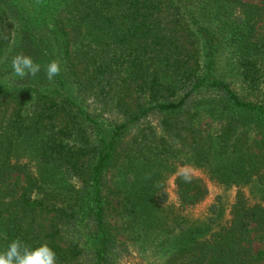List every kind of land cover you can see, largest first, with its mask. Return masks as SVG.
<instances>
[{
    "label": "trees",
    "instance_id": "trees-1",
    "mask_svg": "<svg viewBox=\"0 0 264 264\" xmlns=\"http://www.w3.org/2000/svg\"><path fill=\"white\" fill-rule=\"evenodd\" d=\"M63 1V11L51 12V24H45L41 20L49 16L29 17L21 1L0 0V252L19 238L33 248L46 243L57 264H118L125 251L107 225L102 192L121 135L151 114L163 116L167 131L177 134L185 125L191 130L204 108L220 129L208 131L201 143L194 138L189 150L219 184L236 192L226 207L216 195L205 220L180 222L184 229L172 259L264 264V27L256 30L264 5ZM75 34L84 47L77 45L76 55ZM220 47L245 95L212 75ZM18 53L41 66L35 76L13 74L11 60ZM53 59L61 72L49 81L46 66ZM64 73L76 82V93L62 91ZM239 128L259 138L243 143L233 136ZM53 169L69 173L77 186L56 183ZM258 183L262 196L251 201L252 189L249 196L244 187ZM174 184L182 207L199 205L207 193L197 177H176ZM140 192V209L133 206L148 215L156 206L154 190ZM254 240L261 245L257 250Z\"/></svg>",
    "mask_w": 264,
    "mask_h": 264
},
{
    "label": "rangeland",
    "instance_id": "rangeland-1",
    "mask_svg": "<svg viewBox=\"0 0 264 264\" xmlns=\"http://www.w3.org/2000/svg\"><path fill=\"white\" fill-rule=\"evenodd\" d=\"M15 1L25 4L29 17L33 12L39 15L40 19L49 16V19L44 22L41 20V23L45 24H51V12L58 15L64 7L63 0ZM240 2L247 5H264V0H240ZM53 7L55 10H52ZM259 20L256 23V30L264 27V12ZM75 35H71L73 40L71 52L76 55L78 54L77 45L82 49L84 47L80 45V42L74 41L79 38L82 40L81 35ZM223 47L219 48L216 55L212 75L225 80L239 95H245L246 89L241 85L239 73L231 64ZM80 53L82 57L85 56L82 50ZM78 57L79 55H77V60ZM82 62L79 60L77 64H81L82 67ZM78 68L81 73L82 70L79 66ZM63 78L65 83L62 91L76 93V82L74 84L70 76L65 73ZM132 101H134V94L126 98L127 104H131ZM27 106H29L28 103L25 107ZM200 111L198 115H195L191 130L185 125L186 128H179L177 134L169 128L167 131L163 129L161 123L163 116L151 114L138 125L128 127L121 135L115 157L105 172L102 192L107 225L118 248H123L125 251L118 264H181L180 260L172 259L173 253L177 252V246H175L177 241L175 240L182 237L181 231L184 229L180 222L182 223L184 218L189 221L197 218L205 220L207 207L215 200L216 195H221L225 207L233 199L236 188L219 184L211 176L209 166L196 162L194 151L189 150L194 138L201 143L208 131L216 132L220 129L216 128L215 121L204 108ZM233 136L239 137V140L246 144L254 138H259L254 131L246 132L240 128ZM219 158H214V163ZM34 163L33 160L32 164ZM181 167H184L190 176L199 178L207 189L205 198L195 207H182L176 201L174 181L177 177V170ZM42 170L47 173L45 169L42 168ZM54 171L57 173L54 176L59 185L77 186V180L69 173L58 169H53L49 173L52 175ZM54 184V182H49V185ZM258 185L244 187L247 195L250 196L251 193V201H259V197L262 196L259 189L262 186L259 183ZM249 188L252 189L250 193ZM149 189L154 190L156 206L149 208L148 215L140 214L138 206H133V202L139 205L140 191L147 192ZM174 225H177L176 230ZM169 230L174 231L175 236L170 235L173 238L167 236ZM252 247L257 250L261 245L254 240Z\"/></svg>",
    "mask_w": 264,
    "mask_h": 264
},
{
    "label": "clouds",
    "instance_id": "clouds-1",
    "mask_svg": "<svg viewBox=\"0 0 264 264\" xmlns=\"http://www.w3.org/2000/svg\"><path fill=\"white\" fill-rule=\"evenodd\" d=\"M40 65L31 56L18 53L12 57L11 69L15 76L25 78L35 76L40 71ZM61 72L59 61L53 59L46 66V77L52 81ZM177 177L189 182L188 171L181 167L177 170ZM0 264H57L55 251L46 243L31 247L19 238L12 240L6 250L0 252Z\"/></svg>",
    "mask_w": 264,
    "mask_h": 264
}]
</instances>
